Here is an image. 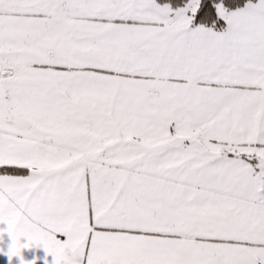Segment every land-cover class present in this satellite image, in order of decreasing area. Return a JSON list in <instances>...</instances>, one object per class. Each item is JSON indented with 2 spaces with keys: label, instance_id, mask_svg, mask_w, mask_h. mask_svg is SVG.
<instances>
[{
  "label": "snow or ice",
  "instance_id": "snow-or-ice-1",
  "mask_svg": "<svg viewBox=\"0 0 264 264\" xmlns=\"http://www.w3.org/2000/svg\"><path fill=\"white\" fill-rule=\"evenodd\" d=\"M0 225L9 264H264V0H0Z\"/></svg>",
  "mask_w": 264,
  "mask_h": 264
},
{
  "label": "crops",
  "instance_id": "crops-1",
  "mask_svg": "<svg viewBox=\"0 0 264 264\" xmlns=\"http://www.w3.org/2000/svg\"><path fill=\"white\" fill-rule=\"evenodd\" d=\"M6 228V225H0V229ZM10 245V237H8L5 232L2 237H0V248L7 250ZM22 255L26 261L35 260L36 264H52L53 257L49 256L43 248L32 247L29 249H24ZM0 264H9L8 257L5 256L2 252H0ZM11 264H19V258H13Z\"/></svg>",
  "mask_w": 264,
  "mask_h": 264
}]
</instances>
